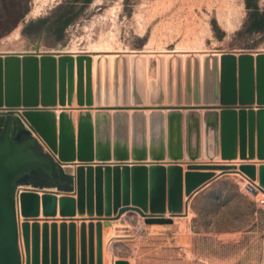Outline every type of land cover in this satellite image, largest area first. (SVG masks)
<instances>
[{
    "label": "rangeland",
    "instance_id": "rangeland-1",
    "mask_svg": "<svg viewBox=\"0 0 264 264\" xmlns=\"http://www.w3.org/2000/svg\"><path fill=\"white\" fill-rule=\"evenodd\" d=\"M177 47H188L205 54L234 53L238 82L239 54L242 52H251L253 55L264 53V0H0V52L39 54L43 51L44 54L58 55L67 49H74L89 51L81 52L84 55H94L98 54L93 51L95 49L142 51L145 49L174 50ZM119 57L112 71L106 65L103 72L105 83L103 81L102 83L107 88V95L104 99H108V103L81 104L76 73L74 85L77 90L73 91L72 100L74 101L66 105L62 102L63 93L66 90V95H68L71 85L67 83L66 88L62 85L61 70H59L56 77L57 102L43 104L38 101L33 105H25L28 107L1 105L0 115H8L10 113L8 111L11 110L12 114L21 119L54 161L58 165H63L67 172H72L71 166H64L63 160L56 156L41 136L42 134L28 122L27 116L19 111H26L28 108H48L53 111L69 110L77 114L81 110L110 112L123 109L132 112L162 110L167 114L171 108L181 106L182 111L185 112L189 106L204 105L202 99L205 98L207 89L210 88V93L213 92V79L217 78L220 82V61L217 62L216 74L212 65L209 66V72L205 69V65H200L197 59L193 62V66L186 62L183 68L181 57L176 65H172V60H168L167 67L159 55L150 56L148 65L144 57L137 55L128 57L125 54ZM40 69L41 67H39V79L41 80ZM95 79H97V87L100 88L99 79ZM93 84L95 98L96 86ZM86 91H88V86ZM196 93H198L199 102L195 101ZM252 107L256 110L259 105L254 101ZM199 109L203 108L199 107ZM112 124L113 118L111 129ZM146 128L144 134L128 131L129 145H131L133 136L137 141L145 138L149 143L151 133L148 124ZM164 134L167 139L166 128ZM78 135L73 136L77 143ZM112 138L113 133H111ZM256 143L255 134V152ZM202 159L205 161H198ZM236 160L250 162V159H240L237 153L228 164H235ZM114 161L111 160L109 163H114ZM162 161L166 166L169 161H175L180 165L184 162L186 169L189 170L187 164L191 161L202 162L200 164H214L222 163L223 159L220 155L213 159L201 157L197 160H190L184 156L177 160L166 157ZM239 163L236 165L238 166ZM216 171L218 170L212 171L215 172L214 178L221 177L214 182L212 188L202 198L190 201L192 194L185 195L186 199L181 209L173 213L169 211L166 203L163 216L167 220L163 222H150L147 219L152 214L149 209L145 210V214L136 209H127L119 216L114 210L108 215L103 213L101 216L96 212L91 215L87 212H77L72 216L45 215L44 213L26 216L21 214L22 209L17 199L21 191L36 189L35 191L49 190L55 193L75 194L73 192L75 186L71 177L62 184L67 188L64 190L50 184L33 187L35 185L32 183L19 182L16 186L15 202L18 212V244L23 258L22 264H25L24 257L27 254L33 262V225L35 222L38 224L39 264H44L46 240L48 264H52L54 260L57 264H70V257L73 254L75 264H83L82 251H85V264H89L90 223L93 224L92 262L98 264L97 222L101 224V231L102 226L107 227L101 241L103 242L101 264H117V260L120 259L127 260L129 264H264V209L262 208L253 217L251 205L239 192V189H243L249 193L244 187L245 180L241 182L242 179L237 175L238 172ZM239 174L247 179L245 175ZM183 177H185L184 172ZM255 181L258 183L257 179ZM156 214L162 215L160 212ZM208 216L210 220L215 217L213 225L209 228L210 232L235 228L241 232L228 238L214 233L208 234L206 233ZM26 223L29 233L28 245L25 235ZM76 223L79 227L78 260L77 240L74 232ZM53 224H55L54 228ZM71 224H73V231L71 229L70 235ZM82 224L85 225L83 246ZM105 237H107L106 252L104 251ZM73 240L74 246L70 247V242L72 244ZM53 252H55V259L52 256Z\"/></svg>",
    "mask_w": 264,
    "mask_h": 264
},
{
    "label": "water",
    "instance_id": "water-1",
    "mask_svg": "<svg viewBox=\"0 0 264 264\" xmlns=\"http://www.w3.org/2000/svg\"><path fill=\"white\" fill-rule=\"evenodd\" d=\"M0 53L13 55L15 52ZM24 54L33 55L34 53ZM205 59V69L210 72L207 57ZM255 60L256 67L254 68V57L251 52L239 54L237 82L235 54H223L220 82L217 78L213 79V92L210 93V88L207 89V94L202 99L204 105L189 106L185 112L182 111L181 106H176L167 111V114L162 110H154L150 113L149 143L145 138L137 141L133 136L131 145H129V120L126 110L121 109L114 112L112 129L109 112L106 110L98 112L95 123L94 151H92L91 143L86 139L83 147L78 150L79 160H86L84 162L115 160V164L112 169L109 165H105L104 169L98 165L95 173L92 167L88 166L86 176L81 166L77 167L76 175L67 172L63 165L59 166L52 156L40 146L21 119L12 114L11 110L8 111L10 115H0V264H21L15 191L19 179L32 168H40L50 176L60 169L70 175L75 186L73 192L77 195L76 210L79 213L87 212L91 215L96 212L101 216L103 213L108 215L114 210L119 216L127 209H136L142 214L149 209L152 212L151 217H147L150 222L167 220L163 216L166 196L167 207L171 213L182 207V167L175 161H169L165 166L162 160L166 157L177 160L185 156L190 160H197L201 157L213 159L220 155L223 159L222 163L215 164H200L202 162L195 161L188 163L189 170L185 172V186L188 194L193 188L215 177L211 171L192 170L202 168H218L221 173L234 171L245 175L249 180L257 179L261 191L264 192V161L258 165L257 174L254 163L240 162L238 166L228 164L237 153L240 159H253L256 155L257 159L264 160V53H258ZM64 62V57H61L59 64H64ZM217 62V57L213 56L212 69L216 74ZM52 63V60L50 63L47 59L41 61L40 80L37 59L29 56L27 61H24L21 71L22 85L16 61H7L4 70L0 64V103L2 99H5L6 104L9 105L17 104L22 100L23 104L29 105L37 103L41 97V103L47 104V99L42 92L43 88L49 84L51 76L56 78L54 67L50 68ZM60 74L61 83L64 85L63 69ZM195 95V101L199 102L198 93ZM254 101L259 105L256 110L251 105ZM235 103L241 104L238 110L231 107ZM199 107L203 110L199 111ZM146 127L147 120L144 112H132L131 133L144 134ZM165 128L168 133L167 139L164 134ZM111 133H113L112 139ZM64 145L61 149V159L73 160L75 153ZM130 158L134 161H123L130 160ZM146 159L151 161H139ZM120 162H123L121 167L118 164ZM126 162H133V165L129 168ZM145 162H149L148 165ZM85 203L88 206L86 211ZM60 204V215L75 214L73 198L64 197ZM49 205L46 207L49 212L44 214L54 215V204L50 202ZM20 212L26 216L37 215L35 214L36 208L27 210L23 205ZM158 212L162 215L156 214ZM25 226L28 245L27 223ZM96 226L97 261L101 264L100 222H97ZM54 227L55 224H53ZM89 227L91 229L89 264H93V224L90 223ZM33 228V262L27 254L24 257L25 264H39L37 222L34 223ZM44 228L47 238L46 225ZM71 229L73 231V224L70 225V235ZM81 234L83 246L84 224H82ZM73 243L74 240L72 244L70 242V247L74 246ZM45 247L44 264H48L47 240ZM54 253L52 256L55 259ZM84 261L85 251H82L83 264H85ZM117 262L118 264H129L127 260L122 259ZM52 264L57 263L54 260ZM70 264H75L74 254L70 257Z\"/></svg>",
    "mask_w": 264,
    "mask_h": 264
},
{
    "label": "bare ground",
    "instance_id": "bare-ground-1",
    "mask_svg": "<svg viewBox=\"0 0 264 264\" xmlns=\"http://www.w3.org/2000/svg\"><path fill=\"white\" fill-rule=\"evenodd\" d=\"M98 48L100 49V47H98ZM93 51L98 52V54L84 55L83 53L81 54V52H89V51H86V50L80 51V50H74V49L73 50L67 49L66 51H63L61 54H58V55L52 54V53L44 54V53H42L43 51L39 54H33V55L18 54V53H13V55H10V54L6 55L4 53V54L0 55V64H1L2 69L4 70L5 64L7 61H12V60L16 61V63H18V67H19L21 85H22L21 71H22V68L24 66V61H27L29 56H33L34 58L37 59L38 67H40L42 60L47 59L50 61V63L52 60L53 63L50 65V68L54 67L53 70H55L56 77H57L58 72H59L60 67H61V70L63 69V74H64V76H63L64 87L65 88L67 87L66 86L67 83H69V85H71L69 87V94L66 95V90L63 93L62 102L66 103V105H67L69 102L74 101V100H72L73 99V91L78 89L79 99H80L79 101L81 104H89L90 105L92 103L93 104L95 103V104L102 105V104H104V102L108 103V99L107 100L104 99V98H106L105 96L107 95L106 94L107 88H106L105 84H103V83H105V81H104L105 77L103 75V72L106 69V65H107L108 69L110 71H112L114 68V63L117 61V58L120 55L126 54V55H128V57L129 56L131 57L134 55L144 57L145 61L147 62V65L150 62L149 61L150 56L153 57L155 55H157V56L159 55L163 59L162 61L165 63V67H167L168 60H172V63H173L172 65H176L179 58L181 57L180 60L182 62L183 68L186 66L185 65L186 62H189V64L193 66V62L196 59L198 60V62L200 61V65H205V61H206L205 58L206 57H207L209 66H211L212 61H213V56L217 57V61L219 63V61L221 62V56L223 55V54H212V53L211 54H205V53H202V51H199L196 49H191V48L189 49L188 47L187 48L177 47L174 50L145 49L142 51H127V50L126 51H122V50L111 51L110 49H107V50L95 49ZM113 52H125V53L121 54V53H113ZM126 52H128V53H126ZM257 55H258L257 53L253 55L255 62H256L255 57ZM177 56H178V58H176ZM61 57H64L65 62H64V64L60 65L59 60ZM50 71L52 72V70H50ZM76 73L78 76V85H79L78 88L75 87V85H74L75 84L74 82L76 80L75 79ZM94 77L99 79L98 84L101 85L100 88L97 87V83L95 81L97 79L94 80ZM108 80H109V78H108ZM94 81H95V86H96L95 98H94L93 89H92V83H94ZM102 81H103V83H102ZM87 86H88V91H86ZM75 88H77V89H75ZM57 92L58 91L56 88V78H53V75H52L49 84L43 88V92H42L45 99H47L46 100L48 102L47 104H54L55 102H57V100H58V93ZM86 92H87V95H86ZM74 96L76 97V93ZM39 101H41V97H39ZM110 101H112V99ZM1 105H7L8 107H16V106H21V105L25 106L26 104H23V102L21 100L17 104L9 105V104H6L5 99H2L0 106ZM29 105H31V104H29ZM25 107H28V106H25ZM28 109L26 111L22 110L19 112L21 114H25L27 116L28 122L30 124H32L33 127L40 132V134H42L41 136L49 144V146L53 149V151L56 153V156L58 158H61V151H62L61 149H62V146L64 144H65L64 146H66L69 150H73V152L75 153V158L71 161L63 160L64 166H71L70 169H71L72 173H74L76 175L77 167H80V166L83 168L85 176H86V170H87L88 166L92 167V170L94 173H95V169L98 165L101 166L102 169H104L105 165H109L112 169V167L115 163H111V162L109 163V161H111V160H99V161L91 160L90 162H84L86 160H83V161L79 160L78 150L83 147V144L86 141V139L88 140V142L91 143L92 151H94L95 123H96V113L95 112L92 111L93 112V114H92L91 110H89V111L81 110V111L77 112V114H76V112L74 113V114H76L75 115L76 117H75L74 114L69 110L61 109V110L53 111V110L48 109V108H42V109H30V108H28ZM99 111L101 112V110H99ZM102 111H104V110H102ZM143 112L146 116V120H147V124H148L149 116H151L150 113H152L154 111L150 112L149 114H147L145 111H143ZM127 113H128V111H127ZM109 114H110L111 123H112L113 114H111L110 112H109ZM128 120L130 122L129 132L131 133V115L129 113H128ZM74 134H76V136H77V134H79L78 135V143L73 138ZM255 157H256V155L254 156V158ZM92 159H95V158H92ZM146 160H148V159H146ZM146 160H139V161H146ZM100 161H102V162H100ZM123 161H134V160H132V158H130V160H123ZM239 162H240V160L234 161L235 164H237ZM122 163L123 162L118 163L120 165V167H121V165H123ZM132 163L133 162H129L126 165H128V167L130 168L133 165ZM148 163L146 165H148ZM243 163H252V162H243ZM193 170H199V169H193ZM200 170L215 171V170H219V169L218 168H211V169L202 168ZM213 173L215 174V172H213ZM213 176H215V175H213ZM183 179H184V177H183V171H182V188H181V190H182L181 202L182 203L181 204H183V202H184V198H185L184 196L185 195L189 196V195L193 194L197 189L201 188V186L204 185L206 182L205 181L203 184H200L198 187L193 188L191 190L190 194H188V193L186 194L184 191L186 186H185V182L183 185ZM59 193H61V194H59ZM62 193L63 192H56V193H50V192H45V191L42 192L39 190L38 191H21L19 193L17 199L20 203L21 209H22V205L25 206L27 210H28V208H32V209L36 208L37 212L35 214H37V215H40L41 213L47 214L49 211L47 210L46 207L50 206L49 203L52 202V204H54L53 212L56 215V214H60V212H61V210H60L61 199L64 197L65 198H73L74 203H75V211H76L75 215H76V213L78 212L76 210L77 209V195H76V193L75 194L74 193H63L62 194ZM15 198H16V191H15ZM165 203H167V196H166ZM177 206H179V204H177ZM15 208H16V202H15ZM87 208H88L87 203H85V206H84L85 211L87 210ZM41 210H43V212H41ZM16 211H17V208H16ZM102 238L103 237H102V231H101V241H102ZM102 244H103V242H101V251H102ZM106 246H107V237L104 238V251L105 252H106ZM20 254H21V252H20ZM22 262H23V258H22V254H21V264H22ZM117 264H118V262H117Z\"/></svg>",
    "mask_w": 264,
    "mask_h": 264
},
{
    "label": "crops",
    "instance_id": "crops-1",
    "mask_svg": "<svg viewBox=\"0 0 264 264\" xmlns=\"http://www.w3.org/2000/svg\"><path fill=\"white\" fill-rule=\"evenodd\" d=\"M94 80H95V77H94ZM96 81V80H95ZM95 81H94V84H95ZM245 105H247V104H245ZM251 105H253V103L251 104ZM256 105V104H255ZM254 105V106H255ZM231 107H235V109H239L240 107H241V104H239V103H235V104H232V106ZM245 107H247V106H245ZM220 108H218V110H219ZM254 109V108H253ZM257 109V108H256ZM202 111L203 109H199V111ZM146 111V113L147 114H149L150 113V110H145ZM93 112H95L96 114L98 113V112H100V111H98V110H93ZM93 112L91 111V113L93 114ZM114 112L115 111H110V113L111 114H114ZM128 113L131 115L132 114V111L131 110H128ZM198 161H205V160H198ZM217 161V160H216ZM243 161H246V160H243ZM250 162H254L255 163V166L257 165H259L260 163H262L264 160L263 159H257V158H255V159H250L249 160ZM166 165V164H165ZM181 166H182V171L185 173V171L187 170L186 169V164L184 163V162H181ZM257 166H256V171H257ZM200 171H211V170H200ZM212 172V171H211ZM216 172H220V170H218V171H216ZM237 175L239 176V178L240 179H242V181L241 182H244V180H246V179H244V177L243 176H241L239 173H237ZM221 176H218V177H216V178H212V179H210V180H208V181H206L207 183H205L204 185H202L201 186V188H199V189H197L193 194H192V196H191V199H190V201H192V200H194V199H199V198H202L205 194H206V192L208 191V190H210L211 188H212V185L214 184V182H216L217 180H218V178H220ZM185 178V177H184ZM185 180V179H184ZM59 187H61V186H59ZM65 188V187H64ZM242 188V187H241ZM61 189H63V188H61ZM65 189H67V188H65ZM64 190V189H63ZM184 191H185V189H184ZM239 192H240V195L243 197V198H245V200H247L248 202H249V204L251 205V212H252V214H253V217H255V215H256V213L258 212V211H260L262 208L264 209V207H263V205L261 204V203H259L258 202V200H257V196H254V195H252V194H250V193H246L243 189H239ZM184 199H186V196H185V198ZM193 216V215H192ZM56 217H59V216H56ZM208 223H207V227H208V229H207V232L206 233H208V234H210V233H214V234H217V235H219V236H223V237H226V238H228V237H231V236H236L237 234H239L241 231L239 230V229H237V228H235V229H223V230H214V231H212V232H210V230H209V228L213 225V220L215 219V217H212V220H210V216H208ZM56 221H59V220H56ZM66 221H68V220H66ZM86 222L88 221V220H85ZM94 222L96 221V220H93ZM107 227H105V226H102V235L104 234V231H105V229H106ZM86 230H87V228H86ZM75 237H76V253H77V260H78V256H79V253H78V242H79V227H78V224L76 223V225H75ZM86 233H87V231H86ZM104 237V236H103Z\"/></svg>",
    "mask_w": 264,
    "mask_h": 264
},
{
    "label": "flooded vegetation",
    "instance_id": "flooded-vegetation-1",
    "mask_svg": "<svg viewBox=\"0 0 264 264\" xmlns=\"http://www.w3.org/2000/svg\"><path fill=\"white\" fill-rule=\"evenodd\" d=\"M8 115H10V113H8ZM59 166H61V164H59ZM62 173H65V172L62 171V169H60V171H57L55 174L50 176L40 168H32V169H29L19 179V182H25L28 184L32 183L35 185L34 187L39 186V185H46V184L62 186L64 181L67 180V178H64L62 176Z\"/></svg>",
    "mask_w": 264,
    "mask_h": 264
},
{
    "label": "built area",
    "instance_id": "built-area-1",
    "mask_svg": "<svg viewBox=\"0 0 264 264\" xmlns=\"http://www.w3.org/2000/svg\"><path fill=\"white\" fill-rule=\"evenodd\" d=\"M255 180L246 179L244 182V187L247 192L254 196H257L258 202L264 205V192L261 191L258 183Z\"/></svg>",
    "mask_w": 264,
    "mask_h": 264
},
{
    "label": "trees",
    "instance_id": "trees-1",
    "mask_svg": "<svg viewBox=\"0 0 264 264\" xmlns=\"http://www.w3.org/2000/svg\"><path fill=\"white\" fill-rule=\"evenodd\" d=\"M26 27V26H25ZM25 28H23V30H24ZM62 176L64 177V178H67V179H70V175H68V174H66V173H62ZM60 188H63V189H65L63 186H61Z\"/></svg>",
    "mask_w": 264,
    "mask_h": 264
}]
</instances>
